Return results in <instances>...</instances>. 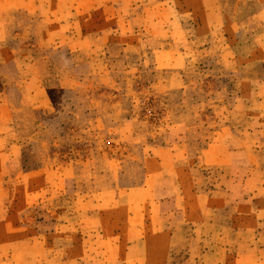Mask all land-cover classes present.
<instances>
[{"label": "rangeland", "instance_id": "rangeland-1", "mask_svg": "<svg viewBox=\"0 0 264 264\" xmlns=\"http://www.w3.org/2000/svg\"><path fill=\"white\" fill-rule=\"evenodd\" d=\"M51 3L0 0V264H264V0Z\"/></svg>", "mask_w": 264, "mask_h": 264}, {"label": "crops", "instance_id": "crops-1", "mask_svg": "<svg viewBox=\"0 0 264 264\" xmlns=\"http://www.w3.org/2000/svg\"><path fill=\"white\" fill-rule=\"evenodd\" d=\"M24 1V0H23ZM52 1V5L53 6H58V5H64V2H65V0H51ZM81 2L82 1H87V0H80ZM91 1H93V0H91ZM34 2V1H33ZM25 3H29L30 4V2L28 1V2H25ZM31 5V4H30ZM84 9L86 8V7H88L89 8V10L88 11H90V10H92V6H91V4L88 6V5H83L82 6ZM30 9H31V7H30ZM83 9V10H84ZM84 11H86V10H84ZM5 222H0V227H3V224H4ZM147 224V226L146 225H144V224H142V226L143 227H138L136 230H138V232H141V231H147V230H150V225H149V223L147 222L146 223Z\"/></svg>", "mask_w": 264, "mask_h": 264}]
</instances>
